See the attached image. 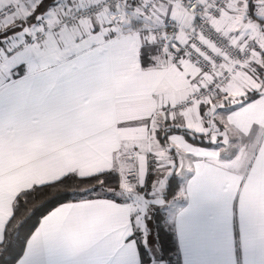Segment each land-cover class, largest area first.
<instances>
[{"label": "crops", "instance_id": "0c3cea01", "mask_svg": "<svg viewBox=\"0 0 264 264\" xmlns=\"http://www.w3.org/2000/svg\"><path fill=\"white\" fill-rule=\"evenodd\" d=\"M17 1L0 0V9ZM97 1L30 0L0 23V242L21 191L107 170L120 173L124 188L139 189L155 159L156 178L175 169L179 179L182 201L170 222L182 264H264V0H232L212 18L242 66L209 100L198 91L235 58L207 72L160 46L152 66L141 64L150 27L181 18L177 0L151 11L144 0H120L63 23ZM37 32L44 38H33ZM177 37L185 40L183 32ZM165 126L212 143L171 132L164 145L156 135ZM153 147L169 152L164 166ZM128 197L58 205L14 264H141L133 235L144 222Z\"/></svg>", "mask_w": 264, "mask_h": 264}, {"label": "trees", "instance_id": "16d2710c", "mask_svg": "<svg viewBox=\"0 0 264 264\" xmlns=\"http://www.w3.org/2000/svg\"><path fill=\"white\" fill-rule=\"evenodd\" d=\"M31 20V17L27 18V22ZM21 24L23 23L21 22ZM160 46L157 43L148 42L141 47L142 67L147 68L155 63L154 57L159 52ZM261 76L264 78L263 73ZM171 132L181 133L191 142L204 146H210L212 143L205 135L178 126H165L156 136L162 144L168 145L167 137ZM169 151L174 152L175 150L170 148ZM174 163L176 164V161ZM155 170V159H149L146 181L144 186L140 187L141 190L147 189V192L150 193L149 191L152 190L156 180ZM167 182L163 196L166 201H169L179 188V179L175 169L168 177ZM98 197L120 202L128 200L118 171L107 170L89 176H80L72 172L56 181L35 185L21 191L14 200L12 215L4 228L3 240L0 242V260L14 258L12 260V264H14L24 253L27 240L40 225L42 218L58 205ZM150 217L152 222L148 228L150 239L147 244L138 238L139 230H136L133 235L137 238L141 264H150L153 260H164L167 264H182L174 224L168 221L165 211L161 207H154ZM150 245L155 246L154 257L151 255Z\"/></svg>", "mask_w": 264, "mask_h": 264}, {"label": "built area", "instance_id": "2783aa9c", "mask_svg": "<svg viewBox=\"0 0 264 264\" xmlns=\"http://www.w3.org/2000/svg\"><path fill=\"white\" fill-rule=\"evenodd\" d=\"M30 0H18L0 9V23L10 16L18 14L22 3ZM161 0H144L146 10H153ZM232 0H215L205 4L201 0H177L182 11L181 18L175 20L167 17L161 23L152 25V43L167 46L175 56L184 54L193 59L204 71H213L217 67L236 59L230 65V70L220 72L217 78L206 87L200 89L196 95L202 100L211 99L218 91V87L229 82L232 75L240 70L242 61L232 39L212 23V18L222 14L224 6ZM120 3V0H99L76 11L71 17L64 19L63 23H71L73 19L87 17L94 11H101L107 6ZM191 21V27L186 26V21ZM179 32H183L185 40L178 39ZM33 38H44L42 32L32 35Z\"/></svg>", "mask_w": 264, "mask_h": 264}, {"label": "rangeland", "instance_id": "374dc122", "mask_svg": "<svg viewBox=\"0 0 264 264\" xmlns=\"http://www.w3.org/2000/svg\"><path fill=\"white\" fill-rule=\"evenodd\" d=\"M135 20V19H134ZM23 30V27L21 28ZM206 138H210L209 136ZM153 149L158 150V151H153L154 154L157 155V159L159 160L160 166H164L165 163L170 159L169 158V152L165 150L164 147H153ZM228 150L227 148H224V150ZM177 153L181 156H183V153L179 150H176ZM162 152V153H158ZM159 155V156H158ZM160 156H162L160 158ZM154 157V155H153ZM132 171V170H131ZM134 171V169H133ZM160 174L157 175V178L155 180V184L153 185L152 191L150 192V195H145V194H140L139 190L134 187V185L127 189L125 188L126 196L130 195L131 196V201L135 205V214H136V220L140 221L143 220V225L141 227V230H139L138 233V238H140L144 243L147 244L148 240L150 239L149 233H148V228L151 225V212L152 209L155 207H161L165 211V214L167 216L168 221H171L172 219V214L175 208L178 207L180 202L182 201V197L180 195L179 188L178 191L175 193L174 196L170 198L169 201H166L164 198V190L166 189L167 186V180L168 177L172 174L173 170L171 171H166L160 170ZM169 172V173H167ZM131 177H135V175L131 174ZM139 177V176H138ZM133 189L134 192H130V190ZM129 199V197H128ZM150 251L152 257L155 256L156 250L155 246L150 245Z\"/></svg>", "mask_w": 264, "mask_h": 264}, {"label": "water", "instance_id": "95a60500", "mask_svg": "<svg viewBox=\"0 0 264 264\" xmlns=\"http://www.w3.org/2000/svg\"><path fill=\"white\" fill-rule=\"evenodd\" d=\"M150 264H167V262L164 260H153Z\"/></svg>", "mask_w": 264, "mask_h": 264}, {"label": "snow or ice", "instance_id": "6c2138e0", "mask_svg": "<svg viewBox=\"0 0 264 264\" xmlns=\"http://www.w3.org/2000/svg\"><path fill=\"white\" fill-rule=\"evenodd\" d=\"M14 258H10V259H8V260H0V264H12V260H13Z\"/></svg>", "mask_w": 264, "mask_h": 264}]
</instances>
